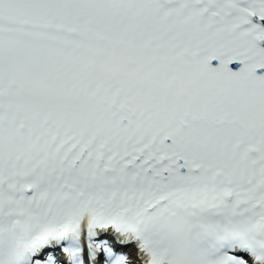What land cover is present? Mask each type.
I'll use <instances>...</instances> for the list:
<instances>
[{
  "label": "snow or ice",
  "instance_id": "obj_1",
  "mask_svg": "<svg viewBox=\"0 0 264 264\" xmlns=\"http://www.w3.org/2000/svg\"><path fill=\"white\" fill-rule=\"evenodd\" d=\"M0 264H264V0H0Z\"/></svg>",
  "mask_w": 264,
  "mask_h": 264
}]
</instances>
